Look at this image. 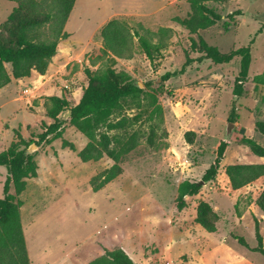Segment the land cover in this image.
Returning a JSON list of instances; mask_svg holds the SVG:
<instances>
[{
    "label": "rangeland",
    "instance_id": "obj_1",
    "mask_svg": "<svg viewBox=\"0 0 264 264\" xmlns=\"http://www.w3.org/2000/svg\"><path fill=\"white\" fill-rule=\"evenodd\" d=\"M15 3L0 0V37L6 38L7 18ZM222 16L210 29L190 35L173 21L189 13L188 0H77L64 27L68 37L58 44L57 54L44 75L12 80L0 89V153L22 136L27 149L39 142L49 125L44 103L48 97L76 106L87 86L85 69L102 68L101 28L111 20L124 22L141 32L170 28L172 36L162 54L149 61L134 40V56L116 60L115 70L127 73L142 90L143 104L155 97L163 115L158 121L156 145L146 143L149 123L139 122L140 145L121 164L122 174L93 192L92 178L113 166L106 157L83 163L77 154L87 139L65 118L61 139L40 143L33 149L38 176L29 179L18 198L23 202V230L31 245L32 264H87L104 249L126 250L135 264H264V256L243 248L233 235L256 248L255 223L263 239L264 215L255 201L264 189V177L233 191L224 169L232 164H262L243 143L252 139L264 147L257 122H264V86L254 79L264 70V0H226L209 4ZM239 11L231 20L225 17ZM227 31H225V24ZM203 39L222 53L245 47L254 38L252 63L245 92L237 101L239 120L215 180L199 194L187 199V207H176L177 190L184 181H199L214 160L216 145L225 139L233 102L232 90L238 62L217 66L192 49ZM190 60L186 67L185 63ZM181 75L164 80L167 73ZM10 73L11 68L6 65ZM135 116L138 111H127ZM193 132V143L186 142ZM62 140L75 151L62 146ZM23 148V146L21 147ZM7 176L0 167V198ZM10 192L14 194L11 187ZM204 201L216 214L217 231L207 233L195 223L196 207ZM235 205L237 210H235ZM240 213V216H239Z\"/></svg>",
    "mask_w": 264,
    "mask_h": 264
},
{
    "label": "trees",
    "instance_id": "obj_2",
    "mask_svg": "<svg viewBox=\"0 0 264 264\" xmlns=\"http://www.w3.org/2000/svg\"><path fill=\"white\" fill-rule=\"evenodd\" d=\"M15 3V8L7 18L5 28L6 38L0 37V89L6 87L12 80L28 78L32 72L44 75L57 54L58 44L68 37L64 27L71 15L77 0H9ZM226 0H188L189 13L183 19L174 18L173 21L188 31L190 35H197L213 27L221 21L218 14L209 4H221ZM241 15L239 11L228 14L225 19L231 20ZM225 24V31H227ZM141 32L132 30L124 22L111 20L100 30L102 40L101 56L102 68L96 71L85 69L87 86L79 103L69 107L67 100L56 96L48 97L44 103L47 118L52 123L42 124L43 133L39 136L40 143H49L52 139H61L66 120L63 119L68 111L70 126L87 139L86 146L77 156L83 163L97 162L104 157L113 162V166L104 170L90 181L93 192H98L104 186L119 177L125 162L140 145L144 138L140 130H133L139 123H149V134L146 143L150 147L156 145L157 129L163 111L155 97L149 96L143 104L142 90L125 72L115 70L116 60H130L134 56V40L149 61H154L168 47L172 36L170 28H160L149 31L140 27ZM262 34L261 28L256 35ZM254 38L247 46L222 53L217 48L208 45L203 39L192 42V49L202 54V58L217 66L238 62V72L232 90L233 102L228 121L236 123L239 120L237 101L245 92L249 69L252 63L251 48ZM190 64L187 60L185 66ZM9 65L11 72L6 70ZM167 73L164 80L181 75ZM256 85L264 86V70L254 79ZM134 107L138 113L129 117L127 111ZM257 132L264 135V122H257ZM16 139L11 142L5 152L0 153V167L6 168L7 176L3 185V197L0 198V264H30L20 209L23 202L19 196L26 190L27 179L37 177L38 166L34 155L28 149L22 136L16 130ZM193 132H186L184 138L187 143H193ZM243 143L257 158H264V147L252 139L244 138ZM23 146V148H21ZM62 146L75 151L74 145L62 140ZM230 146V140L221 139L214 151V160L199 181H184L177 190L176 207L182 211L187 207V199L195 197L207 183L215 180L218 175L225 154ZM225 175L233 191L240 190L258 179L264 177V163L262 164H232L225 169ZM11 187L14 194L10 192ZM256 207L264 215V189L255 201ZM235 205V210H237ZM240 216V213H239ZM195 223L209 234L217 231L216 214L207 202L201 201L196 207ZM240 246L264 256L263 239L255 223L256 248H249L245 239L232 236ZM88 264H135L121 248L104 249L103 255Z\"/></svg>",
    "mask_w": 264,
    "mask_h": 264
},
{
    "label": "water",
    "instance_id": "obj_3",
    "mask_svg": "<svg viewBox=\"0 0 264 264\" xmlns=\"http://www.w3.org/2000/svg\"><path fill=\"white\" fill-rule=\"evenodd\" d=\"M70 115H71V112L68 111L65 115H63V119L65 118H70ZM235 127V124L234 123H231V122H228L227 125H226V136H225V140H229L230 137H231V134H232V131ZM36 148V145H31L30 148H28V153H32L33 149Z\"/></svg>",
    "mask_w": 264,
    "mask_h": 264
},
{
    "label": "crops",
    "instance_id": "obj_4",
    "mask_svg": "<svg viewBox=\"0 0 264 264\" xmlns=\"http://www.w3.org/2000/svg\"><path fill=\"white\" fill-rule=\"evenodd\" d=\"M37 166H38V164H37ZM38 171H39V168H38V170H37V176H38ZM37 178V177H36ZM36 178H33V179H36ZM29 179H27L26 180V182L28 181ZM28 183V182H27ZM26 189H27V186H26ZM26 191V190H25ZM24 191V192H25ZM23 192V193H24ZM22 207H23V205H22ZM22 207H21V209H22ZM21 209H20V216L22 217V215H21ZM21 223H22V219H21ZM22 228H23V224H22ZM23 234H24V238H25V243H26V249H27V253H28V257H29V261H30V264H32V261H31V254H30V251H31V245H29V238L26 236V234H25V232H24V230H23ZM125 251V253L129 256L130 254L126 251V250H124ZM103 253H104V251H103ZM130 257V256H129ZM131 258V257H130ZM132 259V258H131ZM92 261V260H91ZM88 264V263H87Z\"/></svg>",
    "mask_w": 264,
    "mask_h": 264
}]
</instances>
